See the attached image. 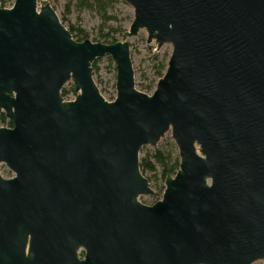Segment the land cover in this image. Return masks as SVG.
Here are the masks:
<instances>
[{
	"label": "water",
	"instance_id": "water-1",
	"mask_svg": "<svg viewBox=\"0 0 264 264\" xmlns=\"http://www.w3.org/2000/svg\"><path fill=\"white\" fill-rule=\"evenodd\" d=\"M114 44L77 42L48 1L0 6V264L264 261V0H124ZM172 46L152 95L128 39ZM116 66V98L93 78ZM73 82L77 97L62 91ZM167 133L180 168L153 196L144 147Z\"/></svg>",
	"mask_w": 264,
	"mask_h": 264
},
{
	"label": "rangeland",
	"instance_id": "rangeland-1",
	"mask_svg": "<svg viewBox=\"0 0 264 264\" xmlns=\"http://www.w3.org/2000/svg\"><path fill=\"white\" fill-rule=\"evenodd\" d=\"M14 1L9 2L5 8L13 6ZM43 1H48L50 3L66 28L69 29L73 27L75 31L81 30L85 33L86 40L96 43L106 44L122 42L123 34L129 29L134 16L132 6L124 0H117L114 7L109 10L107 17L100 15L93 9L83 8L80 4L78 5L79 0H38L39 6ZM118 28H122V31L115 32L114 30ZM105 34H111L113 38L109 40L102 39V36ZM127 42L130 43L131 47V58L135 72L136 88L142 93L152 95L159 81L156 77V67L158 62L169 61L173 50L172 46L165 45L160 50H157L155 43H147V33L145 31H141L137 37L130 38ZM95 63L97 64V70H93L94 81L101 94L112 102L115 100L117 94L116 66L110 57L100 58L96 60ZM154 82H156V84L152 92L142 89V87H148ZM63 90L65 91V98L68 102L77 97L73 82L68 83ZM2 116H5V114L0 113V126L9 128L7 124L2 121ZM170 142H173L172 136L171 133H167L164 138L161 139L157 147H144L140 153V158H142L146 152L167 149ZM0 173H2L7 179H11L15 176V174L4 164L0 165ZM145 177L149 179L154 195L142 196L140 199L150 204L161 200L162 196L159 195V191L163 186L165 187V183H162L159 179H155L152 174L147 173L145 174ZM255 264H264V261H258Z\"/></svg>",
	"mask_w": 264,
	"mask_h": 264
},
{
	"label": "trees",
	"instance_id": "trees-1",
	"mask_svg": "<svg viewBox=\"0 0 264 264\" xmlns=\"http://www.w3.org/2000/svg\"><path fill=\"white\" fill-rule=\"evenodd\" d=\"M14 0H0V6L5 8L7 4ZM117 0H79L78 5L80 4L83 8H90L97 11L100 15L107 17L109 10H111ZM70 32L74 40L77 42H84L86 40V35L83 31L78 30L75 31L73 27L69 28ZM115 32H121L122 28H118L114 30ZM113 36L111 34H105L102 36V39H111ZM113 43H106V44H114ZM168 62V61H167ZM167 62H158L156 67V77L160 80L167 69ZM97 64L93 65V70H97ZM156 82L149 85L148 87H142L146 91L152 92L154 90ZM62 96H65V91H62ZM2 121L7 124L9 128H12V124L6 120L5 116L1 117ZM140 168L142 173L145 174H152L155 179H159L162 183H165L166 179L169 176H175L180 168V159L177 152V148L173 142H170L167 146V149L161 150L158 149L154 152H146L145 155L140 158ZM165 187L163 186L160 191L159 195L163 196ZM156 202L152 203L155 204Z\"/></svg>",
	"mask_w": 264,
	"mask_h": 264
}]
</instances>
